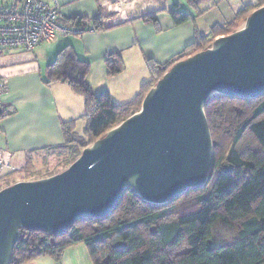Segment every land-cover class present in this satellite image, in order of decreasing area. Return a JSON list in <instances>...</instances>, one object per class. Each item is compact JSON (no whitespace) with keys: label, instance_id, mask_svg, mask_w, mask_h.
Listing matches in <instances>:
<instances>
[{"label":"trees","instance_id":"1","mask_svg":"<svg viewBox=\"0 0 264 264\" xmlns=\"http://www.w3.org/2000/svg\"><path fill=\"white\" fill-rule=\"evenodd\" d=\"M263 5V0H257L230 22L218 23L208 33L197 31L194 41L170 62L160 64L148 58L151 80L123 104L115 102L108 90L95 93L88 80L91 62L80 58L71 44L64 46L47 65L45 83H66L83 97L81 119L87 124L80 135L78 120L62 123L65 144L54 149L65 153L63 167L68 168L85 148L139 112L148 92L174 64L237 31L243 14ZM172 17L178 25L193 19L178 10ZM143 20L158 26V12ZM63 25L77 28L80 34L106 30L100 17L74 16ZM106 65L111 76L126 68L120 53L109 54ZM205 112L214 141V164L205 188L162 205L146 202L128 189L110 216L81 218L64 235L21 230L11 264H26L42 256L60 264L65 251L77 244L87 246L93 264H264V95L240 99L212 94Z\"/></svg>","mask_w":264,"mask_h":264},{"label":"water","instance_id":"2","mask_svg":"<svg viewBox=\"0 0 264 264\" xmlns=\"http://www.w3.org/2000/svg\"><path fill=\"white\" fill-rule=\"evenodd\" d=\"M212 94L264 95V6L245 26L178 61L141 110L85 148L66 170L0 190V264H11L21 230L66 234L81 218L110 216L124 193L166 204L202 190L214 164L205 112Z\"/></svg>","mask_w":264,"mask_h":264},{"label":"crops","instance_id":"3","mask_svg":"<svg viewBox=\"0 0 264 264\" xmlns=\"http://www.w3.org/2000/svg\"><path fill=\"white\" fill-rule=\"evenodd\" d=\"M60 24L74 16L101 18L106 30L87 31L78 35L58 33L53 41L39 45L33 52L12 50L0 55L6 59L12 53L31 56L0 62V76L6 81L8 93L3 98L0 121V148L13 153V168L26 166L31 153L57 148L65 144L62 123L78 120L86 125L85 100L63 82L45 83L46 67L66 45L71 44L78 56L91 62L88 76L95 93L110 91L115 102L127 103L140 92L151 78L147 59L164 64L178 58L191 44L200 29L198 19L205 15L203 0H58ZM203 4V3H202ZM249 4V3H248ZM251 4V3H250ZM189 13L193 19L176 24L172 12ZM209 10V9H208ZM158 12V26L143 20ZM205 12V13H204ZM55 42V43H54ZM45 44V45H44ZM120 53L126 63L123 72L108 75L106 58ZM82 121V122H81ZM84 121V122H83ZM26 264H57L42 256ZM60 264H93L85 244L69 247Z\"/></svg>","mask_w":264,"mask_h":264},{"label":"built area","instance_id":"4","mask_svg":"<svg viewBox=\"0 0 264 264\" xmlns=\"http://www.w3.org/2000/svg\"><path fill=\"white\" fill-rule=\"evenodd\" d=\"M58 0H0V55L22 50L33 52L39 45L53 41L58 33L77 35V28L61 25ZM6 81L0 76V121L3 117V98L8 93ZM13 153L0 148V177L12 166Z\"/></svg>","mask_w":264,"mask_h":264},{"label":"rangeland","instance_id":"5","mask_svg":"<svg viewBox=\"0 0 264 264\" xmlns=\"http://www.w3.org/2000/svg\"><path fill=\"white\" fill-rule=\"evenodd\" d=\"M256 2L257 0H203L200 3V6L202 5V9H207L204 10L206 12H204L205 15L202 16L201 19H198V27L200 29H206L209 32L212 26L218 23L226 24L230 22L235 18L237 13L244 9L247 5H250V3L255 4ZM254 8L255 7L250 8V10L245 12L242 18L239 19L236 27L237 30L242 29L245 26L247 18L255 10L259 9L256 7L257 9L254 10ZM6 56L7 54L3 55V58L0 59V62L11 61V59H14L16 56H20L19 58L22 59L24 57L31 56V54L12 53L10 56L13 57L9 59H6ZM84 124L86 125L87 122L85 121ZM82 128L83 125L82 123H80L78 129H80L81 132H84ZM64 158L65 153L63 154V152H61L59 149L54 148L33 152L29 155L26 166L22 169L20 168L21 171L14 172V170L11 169L9 170V172H6L2 177H0V188H6L8 187V185H13L20 181H33L48 178V175H50V173L56 171H60L59 173H61L67 169L63 167Z\"/></svg>","mask_w":264,"mask_h":264}]
</instances>
